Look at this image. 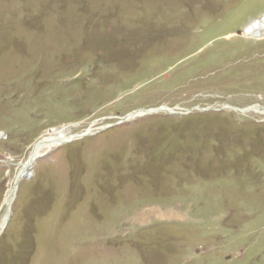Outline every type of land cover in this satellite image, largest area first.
I'll return each instance as SVG.
<instances>
[{"label": "rangeland", "instance_id": "1", "mask_svg": "<svg viewBox=\"0 0 264 264\" xmlns=\"http://www.w3.org/2000/svg\"><path fill=\"white\" fill-rule=\"evenodd\" d=\"M262 15L0 0V264H264Z\"/></svg>", "mask_w": 264, "mask_h": 264}, {"label": "bare ground", "instance_id": "2", "mask_svg": "<svg viewBox=\"0 0 264 264\" xmlns=\"http://www.w3.org/2000/svg\"><path fill=\"white\" fill-rule=\"evenodd\" d=\"M259 32H261V33L264 32V15H262L260 19L250 22L245 27L244 36L245 37H249V36L254 37V35L258 34ZM251 110L253 113L258 114V115L264 114V110H262V109L258 110L257 108H253ZM165 111L171 113V111L169 109H166ZM143 113H145V112H137V113H135V115L140 116ZM148 113L149 114L153 113V111H150ZM135 115H132L129 118L134 117ZM66 131L67 130H65V129L61 130V131L55 130V131H53V133L49 134L47 137H44L39 142H37L32 148V152L30 154L29 162H31V161L35 162L36 159L39 156H41L43 153H45V152L47 153V151H49L53 148L59 147L64 143H68L71 141L72 138L76 137V136L74 137V136H70V135L68 136ZM91 131L92 130L87 131L86 134H91L92 133ZM29 162L23 168L22 173H25V174L28 173V170L30 169V163ZM27 176H28V174H26V177ZM11 194H12V192L10 193L9 199H7V205H8V202L11 201V199H12Z\"/></svg>", "mask_w": 264, "mask_h": 264}, {"label": "water", "instance_id": "3", "mask_svg": "<svg viewBox=\"0 0 264 264\" xmlns=\"http://www.w3.org/2000/svg\"><path fill=\"white\" fill-rule=\"evenodd\" d=\"M30 163V167L32 166V164H33V161H31V162H29ZM24 173H22L21 175H23Z\"/></svg>", "mask_w": 264, "mask_h": 264}]
</instances>
